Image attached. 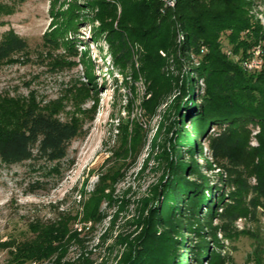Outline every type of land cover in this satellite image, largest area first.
<instances>
[{
    "label": "trees",
    "instance_id": "1",
    "mask_svg": "<svg viewBox=\"0 0 264 264\" xmlns=\"http://www.w3.org/2000/svg\"><path fill=\"white\" fill-rule=\"evenodd\" d=\"M117 1L122 5L120 27L141 44L140 58L149 81L145 110L154 115L159 108L172 107V125L177 126L176 146L171 145L169 153L167 138H163L162 144H156L153 138L149 154L153 156L160 149L156 158L162 174L152 185L150 197L134 201V212L124 222L125 226L134 227L130 231L115 230L119 212L125 211L129 203L121 198L94 246L102 249V255L93 257L95 253L88 248L92 239L87 235L70 232L69 226L77 215L69 211H62L54 222L32 225L33 239L17 242L15 255L19 262L52 258L51 264H222L224 257L216 249L220 246L218 234H225L229 223H234L240 214L234 210L235 204L226 199L230 197L226 180L219 176L211 185L202 173L212 170V163L201 151V131L209 121L220 126L210 142L216 156L236 152L244 158L253 136L257 144L251 152L258 158L256 168L264 164V25L248 14L253 0H175V7L163 13L159 0ZM109 6L104 0H91L85 5L74 0L63 17L71 11L73 14L75 8L87 10L82 22L90 19L89 33L98 38L94 21L100 19L99 9L110 10ZM91 12L93 15L89 16ZM225 31L229 55L220 42ZM118 38L123 40V33ZM254 45L260 46L261 65L247 69L242 62ZM26 46L24 39L9 32L0 39V61L24 51ZM116 47L120 59L126 54V47ZM199 78L204 82L200 97L192 92L194 87L200 91L196 83ZM8 110L0 111L1 162L47 164L65 158L70 141L77 135L73 124L29 107ZM191 110L197 113L187 133L185 120ZM161 134L159 125L155 137ZM186 141L189 147H185ZM194 151L200 152L202 167L192 159ZM55 165L50 167L51 172H58ZM254 178V185H246V190L254 195L249 204L253 211L260 208L264 216V169L254 173ZM106 186L95 190L87 200L81 195L84 220L95 222L106 217L99 208L102 200L112 208L114 200L104 193L105 188L110 189ZM70 246L76 251L68 258Z\"/></svg>",
    "mask_w": 264,
    "mask_h": 264
},
{
    "label": "rangeland",
    "instance_id": "2",
    "mask_svg": "<svg viewBox=\"0 0 264 264\" xmlns=\"http://www.w3.org/2000/svg\"><path fill=\"white\" fill-rule=\"evenodd\" d=\"M73 1L0 0V39L13 32L27 44L24 51L0 61L1 113L10 107L18 110L29 107L47 112L77 129L65 158L58 163L4 164L0 161V264H51L52 258L19 262L15 247L17 242L33 239L32 225L54 222L62 211L77 215L69 230L81 231L92 239L88 248L97 258L102 252L101 248L94 247L97 238L108 227L121 198L129 203L125 211L119 212L115 230L130 231L134 227L125 226L124 222L134 212V201L150 197L152 185L162 174L156 158L160 149L153 156L149 154L153 138L156 144H162L163 138H167L165 145L169 153L173 149L171 145L176 146L177 126L172 125V107L159 108L154 115L145 110L149 81L140 58L142 48L129 31L120 27V2L104 0L110 10L99 9L100 19H95L93 24L96 38L89 33L90 19L82 22L87 10L75 8L73 14L71 11V15L63 17ZM76 1L80 5L91 2ZM159 1L164 6L162 13L175 7V0ZM248 14L264 25V0H253ZM76 15H79L77 19ZM92 15L91 12L89 16ZM119 33H123V40L118 38ZM226 33L221 35L220 42L229 55ZM122 44L126 54L118 59L116 45ZM259 48L254 45L247 50L243 67L250 69L252 57ZM251 69L256 68L251 66ZM196 83L201 89L194 87L192 92L200 97L204 82L199 78ZM196 113L191 110L186 115L187 133ZM159 125L162 134L155 137ZM220 129L209 121L201 131V151L212 163V170H202V173L211 185L219 176L226 180V189L230 191L226 199L235 204L234 210L240 217L229 223L225 234H218L217 253L224 257L222 264H264V216L260 208L252 210L249 200L254 195L246 190V185L255 184L254 173L263 170L264 164L256 168L258 158L251 152L257 144L253 136L249 138L244 158L236 152L229 156L213 154L210 142ZM189 146L186 141L185 147ZM199 153L194 151L191 157L202 167ZM52 165L58 172L50 171ZM102 177V181L107 179L103 184L110 188H105L104 193H109L114 200L112 208L102 200L99 208L106 217L95 222L84 220L79 203L81 195L87 200L95 190L102 189ZM209 196L206 191L205 197ZM75 249L70 246L68 258L74 256Z\"/></svg>",
    "mask_w": 264,
    "mask_h": 264
},
{
    "label": "built area",
    "instance_id": "3",
    "mask_svg": "<svg viewBox=\"0 0 264 264\" xmlns=\"http://www.w3.org/2000/svg\"><path fill=\"white\" fill-rule=\"evenodd\" d=\"M258 55H259V50H258L257 55H254V56L252 57V61H251V63H250V69H251V66H255L256 69L260 67V65H261V60L258 58Z\"/></svg>",
    "mask_w": 264,
    "mask_h": 264
}]
</instances>
